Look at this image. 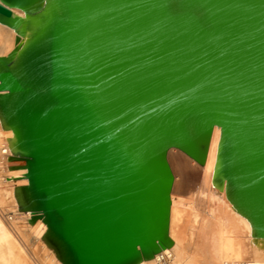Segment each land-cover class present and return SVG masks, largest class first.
<instances>
[{"label":"water","instance_id":"1","mask_svg":"<svg viewBox=\"0 0 264 264\" xmlns=\"http://www.w3.org/2000/svg\"><path fill=\"white\" fill-rule=\"evenodd\" d=\"M44 4L0 0L1 25L34 30L0 57V114L62 264L170 248L168 153L204 166L216 128L214 182L264 239V0Z\"/></svg>","mask_w":264,"mask_h":264},{"label":"bare ground","instance_id":"2","mask_svg":"<svg viewBox=\"0 0 264 264\" xmlns=\"http://www.w3.org/2000/svg\"><path fill=\"white\" fill-rule=\"evenodd\" d=\"M47 0H45L44 7ZM16 16L25 18L19 10ZM34 34L20 38L0 24V57L16 53V61ZM14 135L0 114V264H62L46 242L47 227L24 210L22 189L28 185L24 162L17 161ZM221 130L212 137L204 166L177 149L168 153L175 176L169 238L172 246L141 264H264V239L214 182ZM35 219V220H34Z\"/></svg>","mask_w":264,"mask_h":264},{"label":"rangeland","instance_id":"3","mask_svg":"<svg viewBox=\"0 0 264 264\" xmlns=\"http://www.w3.org/2000/svg\"><path fill=\"white\" fill-rule=\"evenodd\" d=\"M23 166H25V164L23 165ZM54 250V249H53ZM55 251V250H54ZM56 253V252H55Z\"/></svg>","mask_w":264,"mask_h":264}]
</instances>
